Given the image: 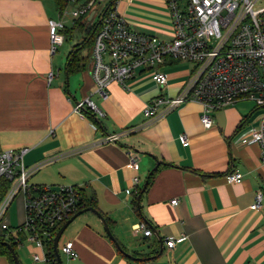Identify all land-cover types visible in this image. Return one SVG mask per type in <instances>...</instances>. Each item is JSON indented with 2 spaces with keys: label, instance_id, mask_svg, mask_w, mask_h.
Wrapping results in <instances>:
<instances>
[{
  "label": "crops",
  "instance_id": "obj_1",
  "mask_svg": "<svg viewBox=\"0 0 264 264\" xmlns=\"http://www.w3.org/2000/svg\"><path fill=\"white\" fill-rule=\"evenodd\" d=\"M118 8L132 30L172 37L168 0H120ZM51 18H63L56 0H0V150L28 147L26 166L39 165L31 183L78 185L108 220L122 249L86 211L69 225L65 243L74 241L79 252L72 263L264 264V199L261 208H251L257 192H264V165L260 146L243 142L264 109L240 100L217 111L209 129L196 102L148 119L146 105L159 95H177L193 65L163 66L164 86L152 70H141L125 87L113 82L104 100L96 92L92 59L86 69L68 73L59 46L51 52ZM86 97L106 116L76 113V102ZM115 133L116 141L107 139ZM130 150L138 154L139 169L129 163ZM235 170L242 182L228 183ZM139 223L153 235L144 236ZM167 237L184 239L170 249ZM27 243L23 260L16 252L21 264H37L33 256L41 250ZM0 264L12 263L0 255Z\"/></svg>",
  "mask_w": 264,
  "mask_h": 264
},
{
  "label": "built area",
  "instance_id": "obj_2",
  "mask_svg": "<svg viewBox=\"0 0 264 264\" xmlns=\"http://www.w3.org/2000/svg\"><path fill=\"white\" fill-rule=\"evenodd\" d=\"M69 1L77 4L70 12L76 19L92 12L94 18L92 10L103 0ZM107 2L99 17L101 26L92 53V75L102 99L110 97L108 87L113 82L125 87L141 70H152L154 81L164 86L169 78L163 66L189 62L193 69L178 94L154 97L143 110L146 118H158L182 104L196 102L203 107L201 122L209 129L217 111L240 100L255 101L264 109V0H168L173 27L170 39L132 30L119 11L120 0ZM66 10L67 7L62 15ZM64 27L62 21L49 19L52 53L65 41ZM52 77L53 72L49 79ZM87 110L98 118L106 116L91 97L75 104L74 111L81 117H86ZM119 136L115 133L107 139L116 141ZM180 139L188 144L186 135ZM243 142L260 146L264 165V112ZM27 151L28 147L0 150V240L16 247L34 243L41 250L34 254V261L54 264L48 244L65 222L85 209L83 189L73 184L31 183L30 176L39 165L26 166ZM129 163L134 169L140 167L138 154L133 150L129 151ZM226 179L228 183H240L243 173L235 170ZM19 196L23 197L25 218L14 226L6 221V213ZM263 199L264 192L260 190L251 208H261ZM171 202L177 205L179 199ZM137 229L143 230L146 237L153 235L152 229L143 223ZM182 239L167 237L165 243L171 249ZM62 252L67 258L63 264H73L79 257L71 240L62 246Z\"/></svg>",
  "mask_w": 264,
  "mask_h": 264
},
{
  "label": "trees",
  "instance_id": "obj_3",
  "mask_svg": "<svg viewBox=\"0 0 264 264\" xmlns=\"http://www.w3.org/2000/svg\"><path fill=\"white\" fill-rule=\"evenodd\" d=\"M69 2V0H56L57 9L63 13ZM89 16L90 13L74 19L73 30L77 29L80 33H84V35L82 36V41H79L76 45H74L73 49L68 55L66 62V70L68 73L86 69L90 62V57H92L91 55H84L83 51L87 47L94 45L96 34L98 33L101 26V20L99 18L97 22L92 23L91 20H89ZM62 31L66 35L70 33L72 29L64 28ZM152 177L153 174H151L149 177V181L152 179ZM83 200L85 202V208L96 207V204H94V202H92V200H90L84 192ZM12 245L16 249V245L14 243ZM48 250L54 264H57L56 254L54 251V240L48 244ZM0 255H6L12 264H16L11 251L6 245L3 244V240H0Z\"/></svg>",
  "mask_w": 264,
  "mask_h": 264
},
{
  "label": "rangeland",
  "instance_id": "obj_4",
  "mask_svg": "<svg viewBox=\"0 0 264 264\" xmlns=\"http://www.w3.org/2000/svg\"><path fill=\"white\" fill-rule=\"evenodd\" d=\"M107 1L108 0H103L101 3H98L94 6L92 11L95 12V15H94V18L92 19V23H95L98 21L102 10L105 8V6L107 4ZM75 7H76L75 4L68 6L67 10L63 14V18H61V20L64 22V24H66L70 27H72V25L74 23V18L70 12ZM83 34L84 33H80L79 30H77V29H74L71 33H68L65 37L66 40L64 41V43L59 46L58 52L60 54H58V57L59 56H61V57L65 56V60H66L67 55H68L69 51H71L73 49V46L76 45L79 41H82ZM93 48L94 47L92 45L87 47L83 51V54L92 56ZM91 59H92V57H90V62H91ZM106 60H108V58H106ZM66 62H67V60H66ZM24 218H25V212H24V205H23V197L19 196V197L15 198L14 201L11 203V205H10V207L6 213V221L9 224L15 226V225L21 224L24 221ZM69 229H70V226L64 231V233H63V235L59 241V251H60V253L62 255V259L65 263H67V258L65 256V254L62 252V246L65 243V240L67 239ZM25 247H30V246H28V243L27 244L25 243L24 246L16 247V252L21 256V260H23V252L27 251V248H25ZM34 262L37 264H46L45 262H40V263H39V261L38 262L34 261Z\"/></svg>",
  "mask_w": 264,
  "mask_h": 264
},
{
  "label": "water",
  "instance_id": "obj_5",
  "mask_svg": "<svg viewBox=\"0 0 264 264\" xmlns=\"http://www.w3.org/2000/svg\"><path fill=\"white\" fill-rule=\"evenodd\" d=\"M93 15V12L91 13L90 15V19ZM153 173V171L150 173V175ZM149 175V176H150ZM148 184V180L145 182V185L143 187V190H145L146 186ZM140 200H141V195H138V205L140 207ZM86 211H92L94 212L101 220L107 234L111 237V239H113L115 241V243L118 245V247L120 249H122L120 247V244L119 242L117 241L116 237L114 236V234L112 233V230L110 228V225L106 219V217L99 211L97 210L96 208L94 207H89V208H85L81 211H79L78 213H76L71 219H69L67 222L64 223V225H62V227L58 230L55 238H54V251H55V254H56V257H57V261H58V264H63V259H62V255L59 251V241L64 233V231L67 229V227L79 216L81 215L82 213L86 212ZM3 244L6 245L8 247V249L11 251L13 257H14V260L16 262V264H21V261L15 251V248L13 247V245L7 241H3ZM163 248H164V243L161 242V251H163Z\"/></svg>",
  "mask_w": 264,
  "mask_h": 264
}]
</instances>
